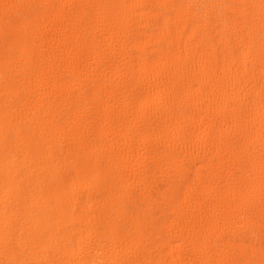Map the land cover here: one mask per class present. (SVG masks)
<instances>
[{
	"label": "bare ground",
	"instance_id": "obj_1",
	"mask_svg": "<svg viewBox=\"0 0 264 264\" xmlns=\"http://www.w3.org/2000/svg\"><path fill=\"white\" fill-rule=\"evenodd\" d=\"M0 264H264V0H0Z\"/></svg>",
	"mask_w": 264,
	"mask_h": 264
}]
</instances>
